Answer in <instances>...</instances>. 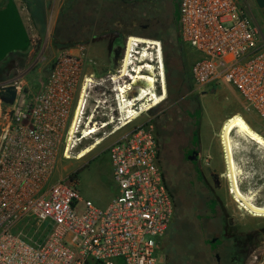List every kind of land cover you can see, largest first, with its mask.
Masks as SVG:
<instances>
[{"label": "built area", "instance_id": "built-area-1", "mask_svg": "<svg viewBox=\"0 0 264 264\" xmlns=\"http://www.w3.org/2000/svg\"><path fill=\"white\" fill-rule=\"evenodd\" d=\"M177 10L181 41L197 52L188 73L193 87H233L264 124V25H255L237 0H178ZM154 97L159 101L151 105ZM165 97L161 41L128 35L113 70L99 75L84 52L60 53L29 101L18 91L5 103L0 264L160 263L174 205L154 125L135 122ZM112 137L105 149L116 192L105 207L84 199L71 175L52 181L62 159L81 158L79 151Z\"/></svg>", "mask_w": 264, "mask_h": 264}, {"label": "rangeland", "instance_id": "rangeland-1", "mask_svg": "<svg viewBox=\"0 0 264 264\" xmlns=\"http://www.w3.org/2000/svg\"><path fill=\"white\" fill-rule=\"evenodd\" d=\"M98 1L93 12L90 10L93 4H89V0H64L57 15L53 13L51 16L43 11V1L25 0L28 7H23V14L31 44L23 51L11 52L7 56L4 54L6 57L0 62V86L16 85L26 101H29L60 53H86L89 47V53L104 58L110 70H113L120 64V54L130 32L146 39H159L162 44L166 97L135 122L150 119L153 123L159 142L160 163L174 199L175 215L157 252L159 264H207V247L203 238L208 236L197 214L204 212L203 204L211 194L201 184L189 183L193 178L187 175V171L195 174L193 167L196 164L214 188L216 200L227 213L225 218L233 223L232 227L240 239L250 247L252 245L249 252L239 256V262L264 264V216L248 210L230 191L231 183L221 142L222 127L229 117L239 114L249 123V120L260 121L257 114L245 108L244 101L231 86L209 84L201 89L193 87L187 77L197 52L181 41L177 15L175 28L170 24L171 1L177 7V0H152L133 7L121 6L118 0ZM31 3L34 7L31 6L33 10L30 11ZM93 16H96V26L88 22ZM133 19L136 20L135 25L129 23ZM148 22L150 25L143 28ZM73 41L75 43L70 44ZM105 43L107 50L103 48ZM178 91L181 96L175 98ZM5 108L6 104L0 101V111ZM2 123L1 116L0 129ZM194 128L196 131L191 135ZM231 135L236 140L240 139L235 131ZM112 139L105 140L81 158L62 159L52 181L76 174L75 186L82 197L98 207H105L108 198L116 191L109 153L105 149ZM190 143L191 148L198 150L196 158L189 159L185 155ZM234 158L239 164L244 159H252L255 166L262 168L259 170L255 167L248 173L250 176L244 178L240 167L238 184L254 204L263 206L264 149L247 137L241 138ZM210 174L216 177V181Z\"/></svg>", "mask_w": 264, "mask_h": 264}, {"label": "crops", "instance_id": "crops-1", "mask_svg": "<svg viewBox=\"0 0 264 264\" xmlns=\"http://www.w3.org/2000/svg\"><path fill=\"white\" fill-rule=\"evenodd\" d=\"M39 1L44 2L43 11L46 13V15L47 13L48 14L50 13V15L51 14L53 15V13H55L57 15L59 8L62 6V3H64V0H39ZM237 2L241 5V7L244 9L248 17L255 25H260V23L264 25V0H237ZM31 6L34 7V4L31 3L29 8L30 11L33 10V7ZM23 7L24 8L28 7V5L26 6L25 0H0V62L2 61L1 59H4L9 53L11 52L16 53L19 51H23L28 47L29 44H31L27 23L25 21V16L23 14L24 13ZM261 19L263 21H261ZM103 46H104L103 48L107 50L106 43L103 44ZM88 50L89 47L87 49V52L84 53L86 54L87 59L91 65L90 68L93 71H95L99 75H103L108 71H110L111 67L109 64H107L108 62L104 60V58H99L98 54L97 55L95 53L91 54L89 53ZM4 54H6V56H4ZM227 117L228 115L223 118L221 124L225 121V119H227ZM244 117L248 118L246 115H244ZM249 123L248 124L250 125V127L264 139V124L261 122V120L260 121L249 120ZM237 136L239 135L237 134ZM232 138L235 140L237 146L239 145L241 138L245 139V137L243 136L242 137L239 136L240 139L238 140H236L234 136H232ZM260 147L264 149L263 146L260 145ZM234 149L236 150L237 147H235ZM235 150H233V156ZM236 165L239 168L242 167L244 178L250 176L248 173H250V171H252L255 167H258L255 166V163L252 161V159H249V161L244 159L242 164L236 162ZM258 169L260 170L262 168L258 167ZM112 195L108 198V203L111 200V198L114 196Z\"/></svg>", "mask_w": 264, "mask_h": 264}, {"label": "flooded vegetation", "instance_id": "flooded-vegetation-1", "mask_svg": "<svg viewBox=\"0 0 264 264\" xmlns=\"http://www.w3.org/2000/svg\"><path fill=\"white\" fill-rule=\"evenodd\" d=\"M150 1L152 0H118L119 5L131 7ZM149 25L150 23L148 22L143 25V28H147ZM120 55L122 58V51ZM1 87L3 88L4 86ZM188 148L189 150L185 153L186 157L189 159L196 158L198 156V150L191 148V143ZM192 151H196V155L194 156L191 154L188 156ZM198 167V164L193 167V169L196 170L195 174H193L192 171L191 173L187 171V175H192L191 179L193 178V181L191 180L189 183L201 184L203 189L211 194V197H208L203 204V206H205L204 212H202V214H197V217L202 219L200 224L205 227L208 236L207 238H203V243L207 247L205 252V258H207L206 263L241 264L239 262V256L249 252L252 245L250 247L247 242L242 241L237 235L236 229L232 227L233 223L225 218L227 213L224 212L223 205L216 200L214 188L208 182L207 175L202 173ZM210 176L216 181L214 175L210 174Z\"/></svg>", "mask_w": 264, "mask_h": 264}, {"label": "bare ground", "instance_id": "bare-ground-1", "mask_svg": "<svg viewBox=\"0 0 264 264\" xmlns=\"http://www.w3.org/2000/svg\"><path fill=\"white\" fill-rule=\"evenodd\" d=\"M141 39V38H140ZM142 42L144 40H141ZM129 48H130V40L127 46L126 56L122 61L121 65V74L125 75L127 73V66L129 63ZM140 70V68L137 69ZM143 79L147 81V85H152L154 82V78L152 76H144ZM122 89V87H121ZM123 91V90H122ZM146 94L144 92L143 94H140L141 96L138 99H141L142 96ZM159 101V98L154 97V101L151 103V105H155ZM96 129H92L90 131L94 132ZM235 131L239 136L247 137L254 141L255 143L260 144L264 147V139L256 133L249 125L248 123L242 118L239 114H234L231 117H229L226 122L224 123V126L222 127L221 131V142L225 151V158L227 163V172L229 175L230 180V191L233 193L234 196H236L244 206L251 212H254L258 215H264V205L259 206L254 204L251 201V197L247 194L243 193L242 190L239 187L238 184V176L241 172V169L236 165V162L234 160L233 156V150L237 147L235 140L232 138L231 134ZM90 151V148L88 149H82L79 151L78 157L84 156L87 152Z\"/></svg>", "mask_w": 264, "mask_h": 264}, {"label": "trees", "instance_id": "trees-1", "mask_svg": "<svg viewBox=\"0 0 264 264\" xmlns=\"http://www.w3.org/2000/svg\"><path fill=\"white\" fill-rule=\"evenodd\" d=\"M177 2H178V0H177ZM89 4H93L91 7H90V10L91 11H95L96 10V5L99 3V1L98 0H89V2H88ZM171 4H172V10H171V15H170V24H171V26L172 27H174L175 28V25H176V23L178 22V10H177V7H176V4H174L172 1H171ZM139 6V5H138ZM136 8H137V6H136ZM175 11H176V14H175ZM176 15H177V22H176ZM37 17V16H36ZM60 17H62V14H60ZM93 19H91L90 21H88L89 22V24H95V23H97V21H96V16H93L92 17ZM130 22L129 23H131L132 25H135V21L136 20H129ZM98 24V23H97ZM95 26H96V24H95ZM100 26V25H99ZM135 35L136 33H133V32H130V35ZM80 40H82V39H80ZM84 40V39H83ZM76 41H78V40H75V42ZM74 41L73 42H70V44H73V43H75ZM187 78H189V76L187 77ZM190 80V79H189ZM178 93V95L177 96H175V98H180V96H181V92L180 91H178L177 92ZM195 124V123H194ZM195 131H196V129L194 128V129H192L191 130V135H194V133H195ZM157 149H158V159H159V163H160V158H159V155H160V148H159V142H158V139H157ZM160 166H161V168H162V171H163V176H164V182H165V185H166V188H167V190H168V192L170 193V195H171V197H172V200H173V205H174V199H173V195H172V193H171V191H170V189H169V187H168V185H167V182H166V179H165V173H164V170H163V167H162V165H161V163H160ZM70 179L72 180V181H74L75 182V179H76V174H72L71 176H70ZM175 215V205H174V214H173V216ZM169 228V227H168ZM167 231H168V229H167ZM166 231V232H167Z\"/></svg>", "mask_w": 264, "mask_h": 264}, {"label": "water", "instance_id": "water-1", "mask_svg": "<svg viewBox=\"0 0 264 264\" xmlns=\"http://www.w3.org/2000/svg\"><path fill=\"white\" fill-rule=\"evenodd\" d=\"M17 93H18V90L15 85H6L3 88L0 87V101L3 103L11 104L14 102V99L16 98ZM196 153H197L196 151H192L188 154V156L191 154L195 156Z\"/></svg>", "mask_w": 264, "mask_h": 264}]
</instances>
